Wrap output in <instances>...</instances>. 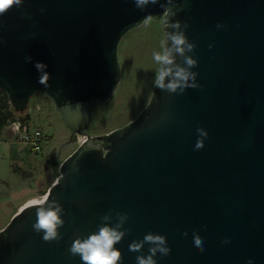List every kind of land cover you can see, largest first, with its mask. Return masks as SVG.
Listing matches in <instances>:
<instances>
[{"label":"water","instance_id":"obj_1","mask_svg":"<svg viewBox=\"0 0 264 264\" xmlns=\"http://www.w3.org/2000/svg\"><path fill=\"white\" fill-rule=\"evenodd\" d=\"M177 2L200 87L176 95L153 86L135 120L96 137L85 131L90 109L117 87L121 38L149 14L170 31L159 4L140 11L132 0H24L0 16V91L12 109L24 113L40 92L80 136L64 161L52 151L45 162L59 171L45 197L64 210L60 239L44 242L32 228L35 206L24 207L0 231V264H83L69 248L109 212L112 225L116 213L128 216L114 246L120 264H136L141 253L129 245L148 233L171 249L157 264H264V0ZM37 61L48 66V88L37 82ZM197 128L208 133L201 150ZM194 232L203 252L192 247Z\"/></svg>","mask_w":264,"mask_h":264},{"label":"rangeland","instance_id":"obj_2","mask_svg":"<svg viewBox=\"0 0 264 264\" xmlns=\"http://www.w3.org/2000/svg\"><path fill=\"white\" fill-rule=\"evenodd\" d=\"M164 27V19L145 20L121 38L117 45L120 80L106 100L91 108L87 135L96 137L121 129L144 110L152 95L157 69L152 54L162 51L161 44L166 40ZM11 110L15 120L27 117L26 124L31 131L41 132L42 141L41 151L35 154L29 149L19 151V145H12L0 134V231L20 209L33 200L43 199L55 183L58 167H43L48 155L53 151L55 160L61 163L80 144L79 134L72 138L61 114L40 92L31 97L24 113H16L12 107ZM39 180L44 184L37 189ZM21 194L24 195L19 197Z\"/></svg>","mask_w":264,"mask_h":264},{"label":"clouds","instance_id":"obj_3","mask_svg":"<svg viewBox=\"0 0 264 264\" xmlns=\"http://www.w3.org/2000/svg\"><path fill=\"white\" fill-rule=\"evenodd\" d=\"M24 0H0V16L5 15L12 8H21ZM132 3L140 11H144L149 5L159 4L163 10V14L167 17V31L165 33L166 40L162 42V51L153 52L152 59L157 65V69L153 79L154 88L169 94L181 95L186 89H197L200 87L196 83L198 73L191 71L197 67V60L192 58L190 53L194 54L195 44L189 42L185 35L186 29L189 27L187 22L183 24L176 20V16L181 10L177 0H132ZM41 13L45 10L41 9ZM146 19H154L149 14ZM218 29L225 28L226 25L217 24ZM170 42V46H169ZM212 45H209V49ZM179 58V62L177 60ZM26 63H32L31 56L25 57ZM38 75V83L48 88V81L51 76L46 70L47 65L42 62H35ZM167 80V83H166ZM198 138L196 140L194 150H201L204 147V141L208 139V133L197 128ZM89 149H96L97 146L89 145ZM36 208V222L32 225L33 230L37 233H43L42 239L44 242L51 243L60 239L59 228L63 227L64 221L61 216L64 215V210L56 199L33 200L30 205ZM101 225L98 226V231L88 235L86 238H76L69 253L72 256H79L83 264H120L122 260L121 252L114 246L122 241L126 236V230H121L123 225L128 220L127 214L116 213L117 222L112 225L111 212L100 217ZM187 237L188 233L182 234ZM203 240L197 233H193L192 247L195 251L203 252ZM222 244H227V239L221 241ZM149 245L147 255L143 254L144 245ZM130 252L141 253L136 257V264H157L155 257L159 254L161 257H166L170 254L171 249L167 246L166 237L148 233L143 237V240L133 241L129 245ZM246 264H252L247 261Z\"/></svg>","mask_w":264,"mask_h":264},{"label":"built area","instance_id":"obj_4","mask_svg":"<svg viewBox=\"0 0 264 264\" xmlns=\"http://www.w3.org/2000/svg\"><path fill=\"white\" fill-rule=\"evenodd\" d=\"M7 126L18 137L19 142L31 152L38 154L41 151L42 134L38 129L31 131L26 123L22 124L17 120L9 122Z\"/></svg>","mask_w":264,"mask_h":264},{"label":"trees","instance_id":"obj_5","mask_svg":"<svg viewBox=\"0 0 264 264\" xmlns=\"http://www.w3.org/2000/svg\"><path fill=\"white\" fill-rule=\"evenodd\" d=\"M13 111L11 110L8 99L2 91H0V132L4 126H6L9 122L15 121L13 119ZM17 121L22 124L27 123V117H20Z\"/></svg>","mask_w":264,"mask_h":264},{"label":"crops","instance_id":"obj_6","mask_svg":"<svg viewBox=\"0 0 264 264\" xmlns=\"http://www.w3.org/2000/svg\"><path fill=\"white\" fill-rule=\"evenodd\" d=\"M30 127V126H29ZM2 136H6L8 138V140L10 141V143L13 145V144H16V145H19V151H24V150H28V148L26 146H24L22 143H20L18 141V139H16V136H14L10 130V127L9 126H4L1 130V133ZM21 144V145H20Z\"/></svg>","mask_w":264,"mask_h":264},{"label":"flooded vegetation","instance_id":"obj_7","mask_svg":"<svg viewBox=\"0 0 264 264\" xmlns=\"http://www.w3.org/2000/svg\"><path fill=\"white\" fill-rule=\"evenodd\" d=\"M90 110H91V109H90ZM90 121H91V115H90ZM89 124H90V122H89ZM89 124H88V125H89ZM43 167H44L45 169H47V168H46V164H43Z\"/></svg>","mask_w":264,"mask_h":264},{"label":"bare ground","instance_id":"obj_8","mask_svg":"<svg viewBox=\"0 0 264 264\" xmlns=\"http://www.w3.org/2000/svg\"><path fill=\"white\" fill-rule=\"evenodd\" d=\"M29 205H30V204H29ZM25 207H27V206H25ZM23 208H24V207H23ZM23 208H22V209H23Z\"/></svg>","mask_w":264,"mask_h":264}]
</instances>
